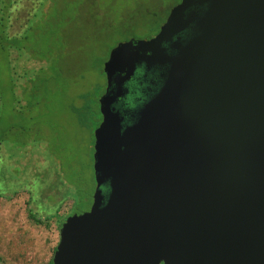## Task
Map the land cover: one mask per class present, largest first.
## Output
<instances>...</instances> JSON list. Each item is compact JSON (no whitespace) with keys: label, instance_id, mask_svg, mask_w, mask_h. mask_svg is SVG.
I'll return each mask as SVG.
<instances>
[{"label":"water","instance_id":"95a60500","mask_svg":"<svg viewBox=\"0 0 264 264\" xmlns=\"http://www.w3.org/2000/svg\"><path fill=\"white\" fill-rule=\"evenodd\" d=\"M142 64L163 84L124 124ZM102 70L92 202L51 264H264V0H179Z\"/></svg>","mask_w":264,"mask_h":264},{"label":"rangeland","instance_id":"374dc122","mask_svg":"<svg viewBox=\"0 0 264 264\" xmlns=\"http://www.w3.org/2000/svg\"><path fill=\"white\" fill-rule=\"evenodd\" d=\"M43 1L18 0L11 9L8 32L20 34ZM90 2L92 6L81 15L64 13L70 19L64 45L53 44L51 52L62 69L53 110L42 121L31 123L37 130H30L24 144L23 138L19 140L22 147L13 142V136L0 141V264H48L61 223L68 215L89 209L95 187L92 155L98 119L81 122L71 104L78 103L77 93L95 87L98 103L106 85L103 62L111 48L129 38L153 36L178 0ZM47 5L46 0L42 11ZM11 60L17 76L40 65L15 52ZM4 113H9L8 103ZM68 187L77 198L62 196Z\"/></svg>","mask_w":264,"mask_h":264},{"label":"trees","instance_id":"16d2710c","mask_svg":"<svg viewBox=\"0 0 264 264\" xmlns=\"http://www.w3.org/2000/svg\"><path fill=\"white\" fill-rule=\"evenodd\" d=\"M17 1L0 0V141L5 140L6 135L13 136V142L22 147L30 130H37L31 123L42 121L44 114L53 110L54 98L59 91L62 69L60 60L56 59L58 56L51 51L55 42L61 48L64 45L65 27L70 21L64 13L71 11L75 16L81 15L92 3L90 0H47L46 10L42 11L45 0L41 2L38 13L28 20L24 30L11 35L8 32L11 9ZM12 52L40 65L24 69L17 76L13 71ZM97 90L95 87L77 93L78 103L71 104V110L81 122L89 117L98 119L97 125L100 122L98 103L94 99ZM7 103L9 113L5 114ZM62 196L77 198L70 187L64 188ZM30 215L35 216L33 213Z\"/></svg>","mask_w":264,"mask_h":264},{"label":"flooded vegetation","instance_id":"af4514ba","mask_svg":"<svg viewBox=\"0 0 264 264\" xmlns=\"http://www.w3.org/2000/svg\"><path fill=\"white\" fill-rule=\"evenodd\" d=\"M190 35L185 33L181 36L188 39ZM164 71V67L158 65L147 69L142 64L137 66L133 76L124 83L125 95L114 104L115 109L124 116V124L130 123L135 111L159 91L163 84L161 74Z\"/></svg>","mask_w":264,"mask_h":264}]
</instances>
